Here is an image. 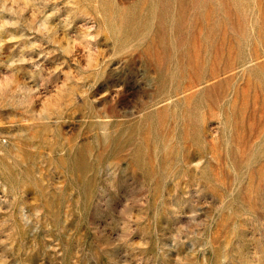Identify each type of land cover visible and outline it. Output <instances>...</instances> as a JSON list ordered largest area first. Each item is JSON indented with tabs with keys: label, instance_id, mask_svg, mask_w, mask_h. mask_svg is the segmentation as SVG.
<instances>
[{
	"label": "rangeland",
	"instance_id": "374dc122",
	"mask_svg": "<svg viewBox=\"0 0 264 264\" xmlns=\"http://www.w3.org/2000/svg\"><path fill=\"white\" fill-rule=\"evenodd\" d=\"M0 264H264V0H0Z\"/></svg>",
	"mask_w": 264,
	"mask_h": 264
}]
</instances>
